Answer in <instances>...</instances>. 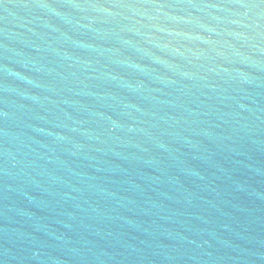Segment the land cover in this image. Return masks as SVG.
<instances>
[{
  "label": "water",
  "instance_id": "1",
  "mask_svg": "<svg viewBox=\"0 0 264 264\" xmlns=\"http://www.w3.org/2000/svg\"><path fill=\"white\" fill-rule=\"evenodd\" d=\"M0 264H264V0H0Z\"/></svg>",
  "mask_w": 264,
  "mask_h": 264
}]
</instances>
